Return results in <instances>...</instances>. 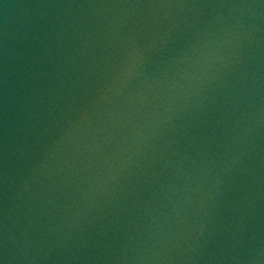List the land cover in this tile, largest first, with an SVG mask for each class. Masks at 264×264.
I'll list each match as a JSON object with an SVG mask.
<instances>
[{
  "label": "water",
  "instance_id": "obj_1",
  "mask_svg": "<svg viewBox=\"0 0 264 264\" xmlns=\"http://www.w3.org/2000/svg\"><path fill=\"white\" fill-rule=\"evenodd\" d=\"M0 264H264V0H0Z\"/></svg>",
  "mask_w": 264,
  "mask_h": 264
}]
</instances>
